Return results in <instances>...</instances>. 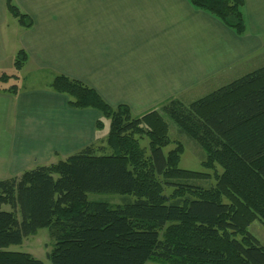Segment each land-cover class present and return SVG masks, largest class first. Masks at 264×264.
Instances as JSON below:
<instances>
[{
  "label": "trees",
  "instance_id": "1",
  "mask_svg": "<svg viewBox=\"0 0 264 264\" xmlns=\"http://www.w3.org/2000/svg\"><path fill=\"white\" fill-rule=\"evenodd\" d=\"M8 13L28 29L32 18L14 0ZM241 35L244 0H188ZM20 49L15 71L26 62ZM17 74H0L7 84ZM50 88L75 109L109 121L106 144H90L48 165L0 179V264H44L10 245L47 227L51 264H264V246L248 231L264 224V65L185 104L168 98L134 115L111 106L80 80L57 74ZM0 90L16 93L15 83ZM167 114L205 151L203 171L179 167L183 145L168 135ZM147 139V147L139 140ZM174 143V147L164 148ZM194 179H213L203 187ZM167 189H171L169 193ZM132 194L125 204L90 201L86 193ZM8 205L9 210H4Z\"/></svg>",
  "mask_w": 264,
  "mask_h": 264
},
{
  "label": "crops",
  "instance_id": "2",
  "mask_svg": "<svg viewBox=\"0 0 264 264\" xmlns=\"http://www.w3.org/2000/svg\"><path fill=\"white\" fill-rule=\"evenodd\" d=\"M14 1L33 24L21 27L0 0V74L20 49L27 54L17 92L0 90V179L65 159L105 128H96L97 110L72 108L50 88L57 74L138 115L168 98L190 103L261 66L264 0H244L241 35L188 0ZM23 70L35 85L19 84Z\"/></svg>",
  "mask_w": 264,
  "mask_h": 264
},
{
  "label": "rangeland",
  "instance_id": "3",
  "mask_svg": "<svg viewBox=\"0 0 264 264\" xmlns=\"http://www.w3.org/2000/svg\"><path fill=\"white\" fill-rule=\"evenodd\" d=\"M260 61V65H264V50L262 53L257 57ZM11 66V65H10ZM6 67L1 69L6 71L7 74L17 73L14 67ZM28 73V76H27ZM20 76L25 80L22 79L21 83L22 86H29L31 84L36 83L37 78L29 72L23 70L20 72ZM15 81L11 79L7 84L0 82V87L8 86L13 84ZM188 104V103H185ZM165 121L168 124V135L172 141H179L183 145V151L180 156L179 167L188 170L194 171H203L204 168L202 166V161L205 158V151L201 147V145L193 139L190 135H188L185 131H183L167 114H163ZM104 121V129L99 134V138L93 143L96 147H103L104 152L109 153V148L106 144V137L109 129V121L107 119H103ZM107 128V129H106ZM101 130V129H99ZM106 136L104 137V135ZM147 139L144 137L143 139L139 140V143L142 147H147ZM174 147V143L169 144L164 148L165 151ZM190 183L201 185L203 187H210L214 184L213 179H194L190 180ZM171 189H167L166 192L169 193ZM87 200L90 201H106L110 204H125L132 202L136 199V196L132 194H112V193H86ZM4 210H9L8 205H3ZM248 231L253 234L260 242L261 245L264 246V224L259 220L253 221L248 226ZM49 229L47 227L39 229L34 235L28 236L25 238L22 243L16 245H10L7 249L11 251L17 252H26L31 254L33 257L38 258L44 262V264H51V261L47 258L48 252L51 250L53 241L49 237ZM146 264H166L160 263L155 261H147Z\"/></svg>",
  "mask_w": 264,
  "mask_h": 264
}]
</instances>
